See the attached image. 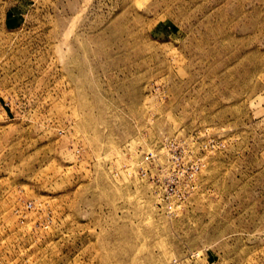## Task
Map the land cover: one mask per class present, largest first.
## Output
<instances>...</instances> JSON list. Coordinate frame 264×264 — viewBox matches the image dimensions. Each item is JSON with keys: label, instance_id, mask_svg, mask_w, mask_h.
Listing matches in <instances>:
<instances>
[{"label": "rangeland", "instance_id": "1", "mask_svg": "<svg viewBox=\"0 0 264 264\" xmlns=\"http://www.w3.org/2000/svg\"><path fill=\"white\" fill-rule=\"evenodd\" d=\"M0 264H264V0H0Z\"/></svg>", "mask_w": 264, "mask_h": 264}]
</instances>
